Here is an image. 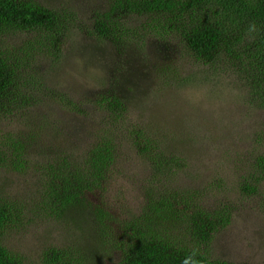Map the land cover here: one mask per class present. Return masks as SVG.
I'll return each mask as SVG.
<instances>
[{"label":"trees","instance_id":"obj_1","mask_svg":"<svg viewBox=\"0 0 264 264\" xmlns=\"http://www.w3.org/2000/svg\"><path fill=\"white\" fill-rule=\"evenodd\" d=\"M102 8L92 12L82 27L70 8L49 9L35 0H0V121L38 106L42 92L36 90L37 70L43 62L56 63L64 56L75 31L110 44L116 52L131 47L142 53L150 43L167 46L175 40L187 59L217 70L221 83L244 105L264 108V0H105ZM22 34L31 40L21 44L5 39ZM64 97L58 95V101ZM102 99L111 131L130 142L153 178L177 175L176 162L158 141L125 127L123 102L114 95ZM110 136L105 132L85 154L76 155L77 162L72 156L67 162V154H50L47 166L33 173L43 211L51 218H67L72 230L83 234L82 242L91 244L90 249L79 246L72 254L48 247L36 264H109L113 257H117L114 264H233L215 259L211 252L214 235L230 224L232 212L227 206L205 211L195 204L197 198L164 184L160 189L157 185L158 191L150 188L138 215L122 223L104 203H96V197L108 190L121 145ZM29 149V141H13L0 133V172L26 174ZM255 159L259 175L240 184L245 194H257V185L264 180V155ZM8 165L11 171L5 170ZM6 188L0 186V264H26L24 255L3 243L8 232L30 225L22 205ZM261 211L264 215V198ZM119 231V236L111 233Z\"/></svg>","mask_w":264,"mask_h":264},{"label":"rangeland","instance_id":"obj_2","mask_svg":"<svg viewBox=\"0 0 264 264\" xmlns=\"http://www.w3.org/2000/svg\"><path fill=\"white\" fill-rule=\"evenodd\" d=\"M35 1L49 9L70 8L83 27L92 12L103 9L105 0ZM5 39L25 44L31 36ZM182 53L175 40L167 46L150 43L142 53L131 47L116 52L110 44L75 31L60 60L39 66L38 106L0 121L2 137L27 140L31 148L25 153L31 157L26 174L0 172V186H6V192L22 205V214L30 222L14 234L8 232L3 243L24 255L26 264H36L37 256L48 247L69 254L79 246L91 248L67 218H51L43 211L34 174L39 166H47L50 154H67V162L70 156L77 162L76 155L85 154L105 132L121 145L108 190L97 194L96 203H104L119 223L137 216L143 196L164 184L197 198L195 204L203 205L205 211L220 205L231 210L229 226L217 232L211 244L215 259L264 264V180L257 185V194H245L240 187L259 175L255 156L264 155V108L244 105L221 83L217 70ZM60 94L65 97L58 101ZM113 95L125 106V127L142 130L158 141L165 155L176 162L177 175L153 178L130 142L111 131L102 98ZM5 170L11 171L10 165ZM108 242L105 238L104 243ZM116 261L113 257L109 264Z\"/></svg>","mask_w":264,"mask_h":264}]
</instances>
